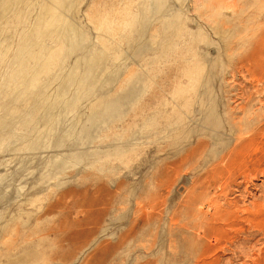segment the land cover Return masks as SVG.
Instances as JSON below:
<instances>
[{
	"label": "rangeland",
	"instance_id": "obj_1",
	"mask_svg": "<svg viewBox=\"0 0 264 264\" xmlns=\"http://www.w3.org/2000/svg\"><path fill=\"white\" fill-rule=\"evenodd\" d=\"M0 264H264V0H0Z\"/></svg>",
	"mask_w": 264,
	"mask_h": 264
},
{
	"label": "bare ground",
	"instance_id": "obj_2",
	"mask_svg": "<svg viewBox=\"0 0 264 264\" xmlns=\"http://www.w3.org/2000/svg\"><path fill=\"white\" fill-rule=\"evenodd\" d=\"M69 22V21H68ZM65 21H62L61 19L58 21L56 26H54L53 31L57 32L58 34H63L66 36L71 37H77L79 35V30L73 27V25H70L71 23H68ZM54 33V32H52ZM211 114V113H210ZM217 118V117H216Z\"/></svg>",
	"mask_w": 264,
	"mask_h": 264
}]
</instances>
